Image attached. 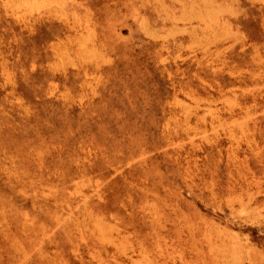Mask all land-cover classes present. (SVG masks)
Segmentation results:
<instances>
[{
    "label": "rangeland",
    "instance_id": "rangeland-1",
    "mask_svg": "<svg viewBox=\"0 0 264 264\" xmlns=\"http://www.w3.org/2000/svg\"><path fill=\"white\" fill-rule=\"evenodd\" d=\"M41 1L0 0V264H264V0Z\"/></svg>",
    "mask_w": 264,
    "mask_h": 264
},
{
    "label": "bare ground",
    "instance_id": "bare-ground-1",
    "mask_svg": "<svg viewBox=\"0 0 264 264\" xmlns=\"http://www.w3.org/2000/svg\"><path fill=\"white\" fill-rule=\"evenodd\" d=\"M41 1V0H40ZM60 1V0H59ZM64 1V0H63ZM128 1H130V0H128ZM132 1V0H131ZM151 1V0H150ZM159 1V0H158ZM34 2V1H33ZM42 2V1H41ZM44 2V1H43ZM46 2V1H45ZM53 2V1H52ZM67 2V1H66ZM30 3V2H29ZM39 3V2H38ZM45 4V3H44ZM54 4V3H53ZM61 4V3H60ZM143 4V3H142ZM58 5V4H57ZM80 5V4H79ZM130 5V4H129ZM143 5H146V4H143ZM29 6V5H28ZM46 6V5H45ZM128 6V5H127ZM30 7V6H29ZM37 7V6H36ZM40 7H43V6H40ZM48 7V6H47ZM60 7H62L61 5H60ZM32 8V7H31ZM57 8V7H56ZM27 9V8H26ZM124 9V8H123ZM125 10V9H124ZM42 11H43V9H42ZM67 11V10H66ZM39 12V11H38ZM57 12H58V10H57ZM137 12V11H136ZM76 13V12H75ZM82 13V12H81ZM124 13V12H123ZM161 13V12H160ZM29 14H30V12H29ZM32 14V13H31ZM43 14V13H42ZM50 14V13H49ZM58 14V13H57ZM116 14V13H115ZM136 14V13H135ZM163 14V13H162ZM193 14V13H192ZM53 15V14H52ZM106 15V14H105ZM165 16V15H164ZM57 17V16H56ZM63 17H65V16H63ZM70 17V16H69ZM32 18V17H31ZM48 18H50L49 16H48ZM55 18V17H54ZM134 18V17H133ZM167 18V17H166ZM114 19V18H113ZM83 20V19H82ZM71 21V20H70ZM88 21V20H87ZM136 21V20H135ZM82 22V21H81ZM81 22H79V23H81ZM75 24V23H74ZM127 25V24H126ZM139 25V24H138ZM118 26V25H117ZM90 27H92V26H90ZM115 27V26H114ZM121 27V26H120ZM78 29V28H77ZM111 29V28H110ZM114 29V28H113ZM148 31V30H147ZM78 32V31H77ZM108 32V31H107ZM115 32V31H114ZM83 33V32H82ZM91 34V32L89 33V35ZM143 34V33H142ZM118 35V34H117ZM144 35V34H143ZM91 36V35H90ZM148 36V35H147ZM74 37V36H73ZM87 38V37H86ZM114 38H115V36H114ZM157 38V37H156ZM155 38V39H156ZM88 39V38H87ZM93 39V38H92ZM82 40V39H81ZM90 40V39H89ZM88 41V40H87ZM123 41V40H122ZM86 42V41H85ZM89 42V41H88ZM119 42H121V41H119ZM76 43V42H75ZM95 43V42H94ZM117 43V42H116ZM89 45V44H88ZM85 46H86V44H85ZM84 46V47H85ZM90 46V45H89ZM90 49V48H89ZM95 50V49H94ZM98 50V49H97ZM81 51V50H80ZM84 51V50H83ZM86 51V50H85ZM101 51V50H100ZM60 52V51H59ZM89 52V51H88ZM61 53H63V51L61 50ZM82 53V52H81ZM93 53H94V51H93ZM101 53V52H100ZM108 53V52H107ZM58 54V56H59V53H57ZM64 54V53H63ZM63 54H62V56H63ZM85 54V53H84ZM95 55H97V53L95 54ZM92 56V55H91ZM90 56V57H91ZM85 57V56H84ZM101 57V56H100ZM109 57V56H108ZM93 58V57H92ZM95 58V57H94ZM79 59V58H78ZM97 59V58H96ZM57 60V59H56ZM65 60V59H64ZM60 61V60H59ZM61 62V61H60ZM103 62V61H102ZM67 64H69V63H67ZM85 64V63H84ZM103 64V63H102ZM62 65V64H61ZM100 66V65H99ZM101 67V66H100ZM52 69V68H51ZM89 70V69H88ZM87 71V70H86ZM96 74V73H95ZM96 76V75H95ZM99 77H101V76H99ZM97 79H98V77H97ZM93 80V79H92ZM94 81H96L95 79H94ZM93 82V81H92ZM91 82V83H92ZM97 82V81H96ZM100 82V81H99ZM98 82V83H99ZM95 84V83H94ZM196 102V101H195ZM26 140V139H25ZM17 149V148H16ZM18 151V150H17ZM1 153V152H0ZM19 153V152H18ZM18 153H17V155H18ZM12 157V156H11ZM18 157H19V155H18ZM13 158V157H12ZM14 158H15V156H14ZM5 160H7V159H5ZM11 162V161H10ZM15 164V163H14ZM12 165V164H11ZM10 166V165H9ZM117 169V168H116ZM14 170V169H13ZM44 177H46V176H44ZM45 180V179H44ZM43 186V185H42ZM51 186V185H50ZM46 187V186H45ZM53 187V186H52ZM48 188H49V186H48ZM54 188V187H53ZM25 189V188H24ZM40 189V188H39ZM45 190V189H44ZM22 191V190H21ZM34 191H36V190H34ZM37 192V191H36ZM38 202H39V200H38ZM13 203V202H12ZM11 203V204H12ZM36 204V203H35ZM57 204V203H56ZM58 205V204H57ZM81 205V204H80ZM16 206V205H15ZM51 206V205H50ZM2 207V206H1ZM65 208V207H64ZM21 210V209H20ZM43 210V209H42ZM66 210V209H65ZM24 212V211H23ZM22 212V213H23ZM19 213V212H18ZM62 214V213H61ZM3 215V214H2ZM16 215V214H15ZM27 215V214H26ZM72 215V214H71ZM4 216V215H3ZM8 216V215H7ZM18 216V215H17ZM69 216V215H68ZM1 219V218H0ZM2 221V220H1ZM30 222V221H29ZM31 222H32V220H31ZM79 223V222H78ZM1 225H3V224H1ZM79 227V226H78ZM26 233V232H25ZM30 233V232H29ZM16 234V233H15ZM5 243H6V241H5ZM16 245V244H15ZM14 246V245H13ZM19 248V247H18ZM93 252V251H92ZM17 258V257H16Z\"/></svg>",
    "mask_w": 264,
    "mask_h": 264
}]
</instances>
